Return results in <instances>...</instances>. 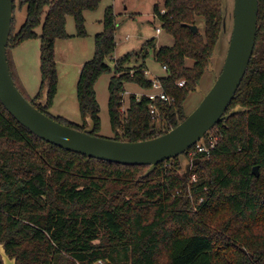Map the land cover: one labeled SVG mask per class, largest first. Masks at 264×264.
<instances>
[{
  "label": "trees",
  "instance_id": "16d2710c",
  "mask_svg": "<svg viewBox=\"0 0 264 264\" xmlns=\"http://www.w3.org/2000/svg\"><path fill=\"white\" fill-rule=\"evenodd\" d=\"M101 0H19L27 6L25 23L12 30L9 48L26 39H41V86L49 89L46 106L36 105L59 122L85 129L101 128L95 84L113 72L109 113L116 139H149L169 131L188 115L184 103L211 62L224 29V0H164L155 16L174 37L173 45L149 39L139 49L108 63L116 48V14L107 7L103 30L95 36V54L86 61L77 83L84 123L48 112L58 81L55 41L68 38L72 15L85 35L84 11ZM46 7H48L46 9ZM15 8V0H14ZM162 10H164L162 12ZM44 15V16H43ZM205 21V29L190 25ZM42 26L41 34L36 27ZM167 67L160 77L171 105L157 102L162 125L153 119L151 101L130 95L122 112L126 83L150 89L146 58ZM193 59V65L187 60ZM143 59L137 66L131 61ZM185 80L183 86L178 81ZM248 110L217 123L219 139L200 153L192 169L182 172L179 158L148 165H125L88 157L41 139L22 125L0 100V242L17 264H264V0H259L256 44L246 74L226 113L236 105ZM191 149V148H190ZM188 150L186 155H189ZM258 165L260 176L253 167ZM196 181H192V176ZM202 199V201H200ZM0 264L3 260L0 255Z\"/></svg>",
  "mask_w": 264,
  "mask_h": 264
},
{
  "label": "water",
  "instance_id": "95a60500",
  "mask_svg": "<svg viewBox=\"0 0 264 264\" xmlns=\"http://www.w3.org/2000/svg\"><path fill=\"white\" fill-rule=\"evenodd\" d=\"M258 14L259 0H234L233 30L222 71L203 94L198 106L169 131L149 139L129 141L122 138L121 131L120 139L94 134L95 124L90 117L87 118L88 126L81 130L42 112L36 105H47L48 88L44 89L42 98L35 103L23 94L12 76L7 57L14 0H0V100L31 132L64 149L125 165H148L143 176L149 175L159 163L178 157L184 172L187 165L195 163L186 155L191 147L203 139L217 123L248 110L237 105L226 113L253 56ZM190 28L193 32L199 30L198 25H190ZM197 87L200 89L199 85ZM253 172L260 176L258 165L253 167ZM0 255L4 264L17 263L16 257L11 258L1 242Z\"/></svg>",
  "mask_w": 264,
  "mask_h": 264
},
{
  "label": "rangeland",
  "instance_id": "374dc122",
  "mask_svg": "<svg viewBox=\"0 0 264 264\" xmlns=\"http://www.w3.org/2000/svg\"><path fill=\"white\" fill-rule=\"evenodd\" d=\"M155 4L163 6L164 0H101L96 10L84 11L86 34L83 36L78 33L74 17L72 15L67 16L65 29L70 36L68 38H57L55 41L58 81L51 106L48 109L51 115L62 116L78 124L84 123L77 98V83L83 64L92 59L95 54V36L103 30V18L107 7H113L117 22L115 33L117 44L112 56L108 58V63L112 68L115 60L139 50L149 39L155 38L156 44L159 46L174 44V37L163 28L161 20L154 14ZM223 4L224 29L211 58V66H208L200 80V89L196 87L195 90H192L184 103L187 114H190L198 106L203 94L210 89L223 68L233 30L234 0H224ZM26 17L27 6L20 7L19 0H15L13 32L20 29L25 23ZM198 22L200 30L204 32V19L200 17ZM157 27L162 28V32L159 34L156 32ZM41 31V25L36 27L38 34H41ZM9 55L12 71L18 83L23 88L26 96L29 99H34L40 91L42 80L41 39L39 37L26 39L17 45L11 46ZM142 62L143 59L133 60L129 66H137ZM145 62L150 72V79L166 75L162 65L154 58L152 50L149 51ZM193 63V59L189 58L187 60L188 65L191 66ZM112 75L113 72L102 74L95 84V90L100 104L101 118V128L98 134L116 139L109 113V83ZM145 92V89L135 83H126L122 112L127 111L131 94H143ZM159 122L162 125L161 120L158 119V125H160ZM217 135V131L210 130L205 136V142H208L206 140H209L212 136L217 137ZM192 165V163L187 165V169L188 167L192 169Z\"/></svg>",
  "mask_w": 264,
  "mask_h": 264
},
{
  "label": "built area",
  "instance_id": "2783aa9c",
  "mask_svg": "<svg viewBox=\"0 0 264 264\" xmlns=\"http://www.w3.org/2000/svg\"><path fill=\"white\" fill-rule=\"evenodd\" d=\"M164 10H162L163 12ZM156 32L159 34L162 32V28L157 27ZM163 69L165 72H167V67L163 66ZM149 70H145V75L149 78ZM153 81V86L150 89H145V93L143 94H135L137 100H140L143 96H146L151 101V113L153 119H159L160 117V111L157 105L158 101H161L163 103H166L168 105H171L173 103L174 99L165 91L163 83L160 79V77H157L155 79H151ZM185 84V80L178 81V85L183 86ZM206 136V135H205ZM205 138L201 139L199 142H197L191 149H189V155L188 157L193 160L198 154L200 153H209L212 148L215 147V145L218 142L219 136L217 137L212 136L209 140H206L208 142H205ZM196 176H192V180L196 181Z\"/></svg>",
  "mask_w": 264,
  "mask_h": 264
},
{
  "label": "crops",
  "instance_id": "0c3cea01",
  "mask_svg": "<svg viewBox=\"0 0 264 264\" xmlns=\"http://www.w3.org/2000/svg\"><path fill=\"white\" fill-rule=\"evenodd\" d=\"M156 5V4H155ZM154 14H155V12H154ZM159 46V45H158Z\"/></svg>",
  "mask_w": 264,
  "mask_h": 264
}]
</instances>
